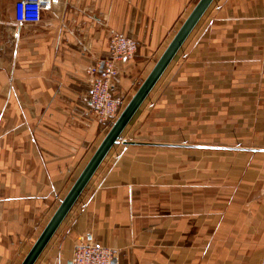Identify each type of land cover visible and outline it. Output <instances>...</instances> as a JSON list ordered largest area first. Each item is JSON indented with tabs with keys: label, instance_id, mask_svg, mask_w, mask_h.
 Masks as SVG:
<instances>
[{
	"label": "crops",
	"instance_id": "obj_1",
	"mask_svg": "<svg viewBox=\"0 0 264 264\" xmlns=\"http://www.w3.org/2000/svg\"><path fill=\"white\" fill-rule=\"evenodd\" d=\"M0 0V264H21L110 127L89 69L133 58L123 109L199 0H66L20 25ZM35 264L98 243L115 264H264V0H214ZM85 203L86 207L81 205Z\"/></svg>",
	"mask_w": 264,
	"mask_h": 264
},
{
	"label": "built area",
	"instance_id": "obj_2",
	"mask_svg": "<svg viewBox=\"0 0 264 264\" xmlns=\"http://www.w3.org/2000/svg\"><path fill=\"white\" fill-rule=\"evenodd\" d=\"M61 3V0H17L14 3L15 20L20 25L39 24L44 11H60ZM136 51V42L131 37L114 34L110 40L109 55L89 69L92 112L97 120L109 127L123 111L122 101L113 93L115 80L120 74V64L133 58ZM127 149L126 141L120 137L108 154L111 161H119ZM81 207L85 208L86 204L83 203ZM114 254L115 251L107 246L81 243L74 248L71 264H115Z\"/></svg>",
	"mask_w": 264,
	"mask_h": 264
},
{
	"label": "water",
	"instance_id": "obj_3",
	"mask_svg": "<svg viewBox=\"0 0 264 264\" xmlns=\"http://www.w3.org/2000/svg\"><path fill=\"white\" fill-rule=\"evenodd\" d=\"M214 0H199L191 13L182 23L168 44L153 69L140 85L136 93L125 106L119 117L112 124L104 139L58 206L57 210L33 244L30 251L21 264H35L58 228L67 217L78 198L109 154L112 147L117 143L123 131L128 126L136 112L144 103L150 92L153 90L161 76L164 74L174 57L177 55L191 32L199 23L203 15L212 5ZM71 264V262L69 263Z\"/></svg>",
	"mask_w": 264,
	"mask_h": 264
},
{
	"label": "rangeland",
	"instance_id": "obj_4",
	"mask_svg": "<svg viewBox=\"0 0 264 264\" xmlns=\"http://www.w3.org/2000/svg\"><path fill=\"white\" fill-rule=\"evenodd\" d=\"M61 6H60V11L59 12H64L65 10H66V0H61ZM116 34H118V33H116ZM122 35V34H121Z\"/></svg>",
	"mask_w": 264,
	"mask_h": 264
},
{
	"label": "trees",
	"instance_id": "obj_5",
	"mask_svg": "<svg viewBox=\"0 0 264 264\" xmlns=\"http://www.w3.org/2000/svg\"><path fill=\"white\" fill-rule=\"evenodd\" d=\"M112 126V125H111Z\"/></svg>",
	"mask_w": 264,
	"mask_h": 264
}]
</instances>
